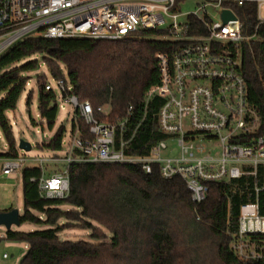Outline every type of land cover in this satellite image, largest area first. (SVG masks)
Returning a JSON list of instances; mask_svg holds the SVG:
<instances>
[{"label": "trees", "instance_id": "obj_1", "mask_svg": "<svg viewBox=\"0 0 264 264\" xmlns=\"http://www.w3.org/2000/svg\"><path fill=\"white\" fill-rule=\"evenodd\" d=\"M236 11L246 32L255 31V5ZM159 34L145 31L142 37L117 41L30 36L2 54L0 134L8 151L0 153V158L14 159L19 155L7 114L16 110L26 90L27 74L42 64L53 80L67 82L70 90L62 94L63 98L74 96L79 102H90L100 121L116 123L132 107L129 127L141 124L126 153L147 156L149 148L165 138L157 128L164 99L154 96L146 102L148 92L161 83L157 55L171 57L178 45L160 39ZM258 37L241 48V73L247 85L248 103L260 118L256 135L264 130V27ZM46 85L39 86L38 110L41 123L53 130L59 112L58 95L53 90L46 91ZM32 96L31 91L28 109ZM77 128L82 137H89V127L83 119L73 121L72 135ZM65 133L62 125L48 142L40 145L42 151L61 152ZM43 174L33 164L25 166L21 173L23 214L19 222L47 229L29 233L6 231L8 241L27 246L19 264H264V258L242 259L232 248L238 236L240 208L257 200L260 215L264 216V165L259 166L256 178L244 176L209 184L207 197L200 204L192 201L182 179L163 178L157 165L149 174L134 165L73 164L69 168L70 194L66 199L41 196L38 182L32 179ZM256 186L260 188L258 194ZM64 205L69 209H63ZM62 220L67 222L60 224ZM76 226L91 230L95 242L59 238L60 232ZM258 245L263 247L264 255V243Z\"/></svg>", "mask_w": 264, "mask_h": 264}, {"label": "built area", "instance_id": "obj_2", "mask_svg": "<svg viewBox=\"0 0 264 264\" xmlns=\"http://www.w3.org/2000/svg\"><path fill=\"white\" fill-rule=\"evenodd\" d=\"M189 1L0 0V56L30 36L117 41L156 31L160 39L178 44L171 57L157 55L161 83L148 92L146 102L154 96L164 99L157 128L165 138L153 144L147 156L126 153L141 124L129 127L132 107L124 119L104 122L97 119L90 102L68 96L64 101L73 105L74 121H85L89 137H82L77 128L63 156L60 152L48 157L19 154L3 161L2 173L21 174L27 165L39 166L44 174L32 181L38 182L41 196L66 199L73 164L134 165L149 174L157 165L163 178L182 179L196 204L206 199L209 184L256 178L259 166L264 165V130L256 135L260 118L248 103L241 48L259 40L264 0H200L194 11L183 13L181 6ZM248 4L255 5L257 12L252 33L246 32L236 11ZM224 11L236 19L225 24ZM56 83L61 96L70 90L66 81ZM45 89L53 87L47 84ZM203 142L217 143L219 153L207 150ZM174 145L177 153L173 156ZM50 165L63 168L49 170ZM255 191L258 194L260 188L256 186ZM259 242L264 243V216L256 200L240 208L232 248L242 259H262Z\"/></svg>", "mask_w": 264, "mask_h": 264}, {"label": "rangeland", "instance_id": "obj_3", "mask_svg": "<svg viewBox=\"0 0 264 264\" xmlns=\"http://www.w3.org/2000/svg\"><path fill=\"white\" fill-rule=\"evenodd\" d=\"M200 0H190L188 3H185L181 6V11L183 13L192 12L197 8V3H200ZM36 59L40 60L41 57H37ZM29 84L26 87V90L22 94L17 108L14 112H9L7 114L8 118L11 121L14 137L17 143V148L21 142H25L30 145L31 150L28 152H24L23 150H19V154H27L30 157H38V156H51L53 152L50 150H44L40 147L44 143L48 142L56 131L62 125L66 128V133L63 139V151L60 152V155H64L65 151L68 149L70 145V141L72 139V125L75 117V109L73 105L66 103L64 98L61 96L57 83L50 76L48 68L42 64L41 67L29 74ZM50 84L53 87V90L58 95V105L59 112L56 121V125L53 130H49L46 123H41V118L39 116L38 110V98H39V86L43 84ZM33 92L32 96V104L30 108L27 107V97L30 92ZM186 120V124H187ZM1 136V145H0V153H4L8 151V145ZM39 145V147H38ZM203 145L207 150H211L213 154L219 153V146L217 143H206L203 142ZM174 152L177 153V147L174 145ZM2 164L3 160L0 158V214L4 211L10 210H18L19 215L23 214V184L21 174H11L4 175L2 173ZM63 165H50L49 170L61 169ZM63 209H69L67 205L62 207ZM67 221L62 220L59 223L65 224ZM78 222L75 221L74 224ZM93 225L96 227H100L96 223L93 222ZM47 229L46 226H41L32 223H24L20 225H13L10 230L15 232H35ZM6 227L0 226V264H19L21 259L27 252V246L23 243H17L8 241L6 239ZM108 237L111 238V234L106 232ZM92 231L89 229H83L78 226L71 227L63 230L59 233V238L61 240H67L72 242L77 241H88L94 243L95 240L91 237ZM22 255V256H21ZM6 256V257H4Z\"/></svg>", "mask_w": 264, "mask_h": 264}, {"label": "water", "instance_id": "obj_4", "mask_svg": "<svg viewBox=\"0 0 264 264\" xmlns=\"http://www.w3.org/2000/svg\"><path fill=\"white\" fill-rule=\"evenodd\" d=\"M223 22L226 24L231 19H236L233 14L230 11H224L222 14ZM19 149L23 150L24 152H28L31 150V147L29 144L25 142H21L19 144ZM19 212L18 210H10V211H4L0 214V226H5L7 231L11 229L13 225H20L19 222Z\"/></svg>", "mask_w": 264, "mask_h": 264}, {"label": "crops", "instance_id": "obj_5", "mask_svg": "<svg viewBox=\"0 0 264 264\" xmlns=\"http://www.w3.org/2000/svg\"><path fill=\"white\" fill-rule=\"evenodd\" d=\"M3 161L5 160V159H2ZM22 256V255H21Z\"/></svg>", "mask_w": 264, "mask_h": 264}]
</instances>
